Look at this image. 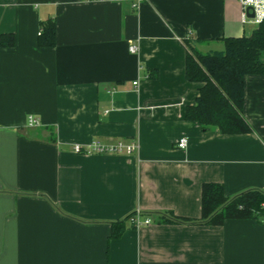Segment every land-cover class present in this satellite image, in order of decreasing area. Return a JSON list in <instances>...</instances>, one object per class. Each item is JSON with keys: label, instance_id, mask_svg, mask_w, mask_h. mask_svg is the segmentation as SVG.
<instances>
[{"label": "crops", "instance_id": "1", "mask_svg": "<svg viewBox=\"0 0 264 264\" xmlns=\"http://www.w3.org/2000/svg\"><path fill=\"white\" fill-rule=\"evenodd\" d=\"M49 19L56 43L40 46ZM249 24L241 0H0V36L15 40L0 45V264H264V221H160L200 218L206 182L264 190V75L245 77L249 132L185 118L201 86L186 39L219 51ZM92 141L136 149L74 151Z\"/></svg>", "mask_w": 264, "mask_h": 264}, {"label": "trees", "instance_id": "2", "mask_svg": "<svg viewBox=\"0 0 264 264\" xmlns=\"http://www.w3.org/2000/svg\"><path fill=\"white\" fill-rule=\"evenodd\" d=\"M13 35L0 36V45H14ZM56 26L53 19L41 23L40 46H54ZM224 49L201 52L186 39V78L200 83L199 95L188 105L185 118L197 122L203 130L218 128L222 134H240L251 130L243 116L245 106L244 82L247 75H264V19L251 34L223 38ZM160 221L177 223H206L221 225L233 219L264 221V190L249 189L235 196L226 195L224 186L206 182L201 190L200 218L176 216L165 212ZM127 219L112 223L110 238L119 237Z\"/></svg>", "mask_w": 264, "mask_h": 264}, {"label": "built area", "instance_id": "3", "mask_svg": "<svg viewBox=\"0 0 264 264\" xmlns=\"http://www.w3.org/2000/svg\"><path fill=\"white\" fill-rule=\"evenodd\" d=\"M94 1V0H87ZM141 1V0H139ZM242 4V20H250L257 25L264 19V0H241ZM254 14L251 17V14ZM139 50L137 44H131L129 51L136 54ZM137 84V81L134 82ZM40 119L30 115L28 117L27 124L29 126H39ZM188 145V138L181 137L177 142L178 148H186ZM136 149V145L130 142L117 141L114 143H102L100 141H92L86 145L76 144L74 145V151L80 154H131ZM131 223L135 227H139L145 224H149L151 219H141L139 213H136L130 217Z\"/></svg>", "mask_w": 264, "mask_h": 264}, {"label": "rangeland", "instance_id": "4", "mask_svg": "<svg viewBox=\"0 0 264 264\" xmlns=\"http://www.w3.org/2000/svg\"><path fill=\"white\" fill-rule=\"evenodd\" d=\"M249 27L252 29L251 31H253L255 28H257V24H249ZM216 44L213 45V48L216 49L218 47H215ZM220 49V48H219Z\"/></svg>", "mask_w": 264, "mask_h": 264}, {"label": "water", "instance_id": "5", "mask_svg": "<svg viewBox=\"0 0 264 264\" xmlns=\"http://www.w3.org/2000/svg\"><path fill=\"white\" fill-rule=\"evenodd\" d=\"M253 15H254V14L252 13V14H251V17H253Z\"/></svg>", "mask_w": 264, "mask_h": 264}]
</instances>
